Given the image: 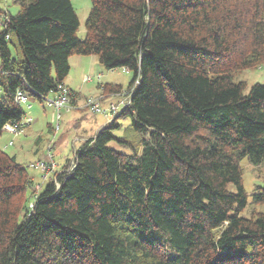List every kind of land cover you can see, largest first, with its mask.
<instances>
[{
    "label": "trees",
    "instance_id": "trees-1",
    "mask_svg": "<svg viewBox=\"0 0 264 264\" xmlns=\"http://www.w3.org/2000/svg\"><path fill=\"white\" fill-rule=\"evenodd\" d=\"M11 1L0 136L26 126L17 91L76 107L71 56L132 76L83 98L128 104L58 170L31 164L53 170L42 188L0 147V264H264V175L249 195L240 164L264 166V83L234 77L264 65V0H90L82 39L70 0Z\"/></svg>",
    "mask_w": 264,
    "mask_h": 264
},
{
    "label": "rangeland",
    "instance_id": "rangeland-1",
    "mask_svg": "<svg viewBox=\"0 0 264 264\" xmlns=\"http://www.w3.org/2000/svg\"><path fill=\"white\" fill-rule=\"evenodd\" d=\"M70 1L79 23L76 35L82 39L85 35L84 23L90 9V0ZM0 9L14 14L18 10V6L11 0H0ZM76 57L82 58L83 62L78 63L75 60ZM87 76L91 77V80H84ZM131 76L130 72H124L121 67L112 70L104 68L96 56H73L66 82L72 90L79 92L82 96L99 97L101 91L98 84H120L124 91ZM234 77L236 81H243L247 85V89L254 83H264V65L240 71ZM54 95V93H49L41 102L28 98L25 103L21 104L25 111L23 122L26 126L24 129L18 133L4 131L0 136V147L8 154L15 155L16 160L25 165L27 172L33 178L35 187L39 189L49 180L51 174L43 177L41 170L30 166L31 164L51 157L50 160L57 165L56 170H58L67 159L72 158L73 150L78 147L81 140L92 137L98 128L110 120V116H106L104 113L81 110L83 99H80L76 107L69 111L63 108L57 111L53 105H49L47 102L52 100ZM109 97L104 96L101 101ZM111 97L115 102L118 96ZM106 104L107 102H101V109L108 105ZM57 114H59L58 118ZM48 124L53 128V131L47 128ZM109 145L118 151L127 152V149L121 148L114 142H110ZM240 164L243 171V186L250 195L253 193L255 185L261 183L264 166H253L246 159H242ZM249 201L250 198H248ZM262 209V206L248 203L241 214L248 217L253 211Z\"/></svg>",
    "mask_w": 264,
    "mask_h": 264
},
{
    "label": "built area",
    "instance_id": "built-area-1",
    "mask_svg": "<svg viewBox=\"0 0 264 264\" xmlns=\"http://www.w3.org/2000/svg\"><path fill=\"white\" fill-rule=\"evenodd\" d=\"M84 80H91V79L89 76H87L84 78ZM121 95H119L120 100L116 104L115 103H109L106 107H103L102 109H101L100 104L98 102V98H89L85 101L84 105L86 107H88L93 112L104 113L106 116L113 115L119 109V107H123V106L128 104V100H127L128 98L126 97V94L122 93ZM15 100L18 103H24L26 99L21 94V92L17 91L16 96H15ZM67 101H68L67 95L62 94L57 99L48 100L47 102L49 105H53L57 109L60 107H64L65 110L68 111L71 109V106L68 104ZM58 116L59 115L57 114V117ZM4 127L10 133H18L19 132V130L14 126L5 125ZM51 166L52 167H50V168H53L54 164H51ZM36 167L38 169H40L41 171H47L49 169V168H47V166L44 163H37Z\"/></svg>",
    "mask_w": 264,
    "mask_h": 264
},
{
    "label": "crops",
    "instance_id": "crops-1",
    "mask_svg": "<svg viewBox=\"0 0 264 264\" xmlns=\"http://www.w3.org/2000/svg\"><path fill=\"white\" fill-rule=\"evenodd\" d=\"M73 58V56H71L70 58H69V64H70V67H71V59ZM77 59H75L78 63H80V62H83V59L82 58H80V57H76ZM65 86L66 87H68V88H70V86L68 85V83L66 82V79H65ZM71 89V88H70ZM76 92V91H75ZM76 93H79V92H76ZM85 96H82V95H80V93H79V96H76V99H77V102L76 103H78V101L81 99H83ZM111 98H113V97H109V98H107V99H105L103 102H107V104H109L110 102H113L112 101V99ZM117 100V99H116ZM106 104V105H107ZM80 137V136H79ZM54 164V169L53 170H55L56 168H57V165L55 164V163H53ZM42 172V174H43V177H45V176H48V175H50L51 173L50 172H48V171H46V173H44L43 171H41Z\"/></svg>",
    "mask_w": 264,
    "mask_h": 264
}]
</instances>
